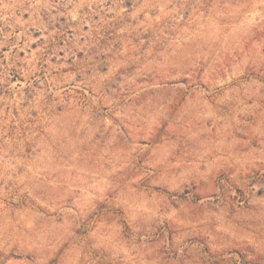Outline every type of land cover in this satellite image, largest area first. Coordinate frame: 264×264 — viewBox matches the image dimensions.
<instances>
[{"label":"rangeland","instance_id":"rangeland-1","mask_svg":"<svg viewBox=\"0 0 264 264\" xmlns=\"http://www.w3.org/2000/svg\"><path fill=\"white\" fill-rule=\"evenodd\" d=\"M0 264H264V0H0Z\"/></svg>","mask_w":264,"mask_h":264}]
</instances>
